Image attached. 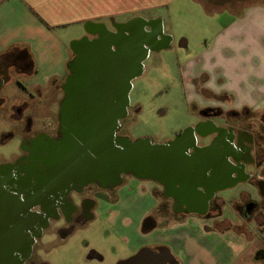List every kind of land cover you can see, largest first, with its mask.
<instances>
[{
	"label": "crops",
	"instance_id": "0c3cea01",
	"mask_svg": "<svg viewBox=\"0 0 264 264\" xmlns=\"http://www.w3.org/2000/svg\"><path fill=\"white\" fill-rule=\"evenodd\" d=\"M201 1H214L217 10L228 11V0ZM172 2L0 0V66L7 59L21 61L18 54H28L31 61L30 66L19 72L10 69V80L4 87L14 85L15 78H26L29 87L46 90L51 82H58L65 75L70 55L78 54L76 44L82 43L87 48L99 40L100 32L113 37L119 24L132 19H139L143 25L142 21H156L161 33L167 36L166 43L160 47L143 43L144 59L151 51L174 45V38L165 34L163 22L148 15L169 7ZM124 34L128 35V31L124 30ZM106 41L107 50L114 51L115 44ZM187 45L186 39L179 43L180 48ZM128 48L126 44L125 49ZM81 53L89 54L86 50ZM142 63L133 77L142 74ZM23 72L26 74L22 75ZM180 78L196 119L191 126L195 122L208 124L210 128L222 124L221 117L204 116V109L220 112L264 109V1L233 14L199 51L180 65ZM225 128L227 150L216 164L210 161L203 173L212 175L217 168L227 179L214 191L217 207L213 213L203 214L213 203L208 196L203 211L188 209L178 222L169 221L163 228H155L144 236L147 241L164 244L179 264H264V154L258 161L259 153L264 152V139L259 133L238 130L231 123ZM209 131L193 132L195 138L201 137L193 151L211 146L206 141ZM221 149V144H216L208 151ZM196 189L201 190L199 185ZM167 201L173 199L169 197ZM156 203L154 198L141 201L134 218L139 221ZM135 227L137 235L138 225Z\"/></svg>",
	"mask_w": 264,
	"mask_h": 264
},
{
	"label": "flooded vegetation",
	"instance_id": "af4514ba",
	"mask_svg": "<svg viewBox=\"0 0 264 264\" xmlns=\"http://www.w3.org/2000/svg\"><path fill=\"white\" fill-rule=\"evenodd\" d=\"M142 23L144 25L140 24L139 19L129 20L116 27L118 33L113 37H107L100 32L101 36L96 41L101 47L108 44L107 41L104 43V40L114 43L115 50L111 52L120 58L117 62L119 67H124L128 73L132 68L140 67V63L144 61L145 54H140L145 51L143 43L156 48L167 41V36L161 33L159 23L156 21L150 23L142 21ZM124 30L128 31V35L124 34ZM126 44L128 49H125ZM83 47L82 43L76 44L75 49L78 54L70 55L65 75L60 81L51 82L46 90L41 87H29L25 83L26 78H15L14 85L25 92L21 97L17 95L18 98L14 94L12 96L2 95L1 92L4 84L10 80V69L13 72H19L23 67L31 65L28 54H18L17 58L21 61L7 59L0 66V112L11 123L10 129L2 133V140L16 138L19 143L12 153L6 155L7 159L0 160V248L6 244L4 242L5 235L13 231V227L9 226V219L13 222L16 220L18 233L24 231L23 226H20L25 215V212L21 210V204L28 192L18 182L20 178L30 176V180L33 182L37 175L47 171L68 172L83 167L70 164L68 161L72 157L70 144L82 145V140L73 131L74 124L79 119L83 122L87 117L68 113L67 109L70 106L85 103V100L70 98V96L73 90L79 88L80 84L87 85L86 80L89 78L87 70L89 68L97 70L100 66L99 55L82 54L81 48ZM125 76L123 75V77ZM123 85L129 87L128 79L123 80ZM47 101L49 106H46L48 105ZM127 113L128 111L126 115ZM202 114L209 118L221 117L222 124L213 125L212 128L208 124L199 122L192 124L190 127L195 133L199 134L210 130L206 141L211 146L194 151L190 148L188 154L192 150L191 155L196 159L203 158L208 154L209 161L216 164L220 151L227 150L225 126L228 125V112L204 109ZM119 129L120 125L115 135L122 136L118 134ZM200 139V136H196L195 142ZM44 140L47 142L45 149L41 147V141ZM216 144H221L222 149L209 152V148ZM7 167H11V172L8 173L12 178L11 183L6 179ZM225 181L227 179L223 172L217 168L212 175L204 174L200 181L194 177L193 188L189 192L184 191L179 183L172 184L151 178H138L130 173H124L118 181L109 183H101L96 179L87 181L60 179L53 181L51 187L44 191L43 198L46 202L39 199L31 203L27 207V212L45 217V224L39 226L40 233L52 228L54 232L60 234L62 240L75 225L84 224L87 220L94 218L96 210L105 209L109 219H118L120 222L113 233L123 242L121 251L125 250V253L121 254V257H117L119 259H116L115 262H118L141 248L157 249L165 246L161 243L147 241L144 236L155 228H163L169 221L178 222L184 211L188 209H199L201 201L208 196H210V200H213V203L207 207V211L203 214L213 213L217 207V205L214 206V191ZM197 185L201 189L200 192L196 189ZM169 197L173 199L172 202L167 201ZM151 198L157 200L156 206L147 209L139 221L124 211L125 206L131 202H144ZM9 204L17 210L10 212ZM136 224L138 225L137 235L134 233ZM36 238L38 239V237ZM35 239L29 252L21 258L20 264H44L40 263L33 249L36 243ZM97 254V252L94 253V255ZM97 256L102 259L101 256Z\"/></svg>",
	"mask_w": 264,
	"mask_h": 264
},
{
	"label": "rangeland",
	"instance_id": "374dc122",
	"mask_svg": "<svg viewBox=\"0 0 264 264\" xmlns=\"http://www.w3.org/2000/svg\"><path fill=\"white\" fill-rule=\"evenodd\" d=\"M263 1L228 0V11H221L217 10L214 1L173 0L169 7L149 12L148 15L163 22L165 34L169 33L175 44L161 51H151L142 63V74L131 78L128 113L120 119L118 134L130 140L148 138L153 143H160L191 126L196 119L185 97L180 65L199 51L221 25L233 18V14L238 15L244 7ZM182 39L188 40L187 48L179 47ZM22 93L25 94L16 85L4 87L1 92L5 96L14 94L16 98ZM48 101L46 106H49ZM263 115L264 109H234L228 111V124L235 125L238 130L262 134ZM10 127L11 123L0 112V160L7 159L6 155L19 144L16 138L2 140V133ZM41 143L45 149L47 142ZM140 208L141 202H131L124 211L134 217ZM119 224L118 219H109L105 209H99L94 212L93 219L75 225L62 240L52 228L45 230L35 239L33 249L40 263L44 264H116L117 257L125 253V250L121 251L123 242L113 233ZM96 252L102 259L94 255Z\"/></svg>",
	"mask_w": 264,
	"mask_h": 264
},
{
	"label": "water",
	"instance_id": "95a60500",
	"mask_svg": "<svg viewBox=\"0 0 264 264\" xmlns=\"http://www.w3.org/2000/svg\"><path fill=\"white\" fill-rule=\"evenodd\" d=\"M84 50L89 54L99 55L100 66L97 70L89 68L87 85L80 84L70 96L85 100V103L67 109L68 113L87 117L83 122L79 119L74 124L73 131L82 140V145L70 144L72 157L68 161L70 164L83 167L68 172L47 171L37 175L33 182L30 176L20 178L18 182L28 192L21 204V210L25 215L20 226H23L24 231L18 233L16 220L13 222L9 219V226L13 227V231L5 235L6 244L0 248V264H20L21 258L29 252L33 240L41 234L39 226L45 224V217L28 213L27 207L39 199L46 202L43 198L44 191L48 190L55 180L96 179L101 183H109L118 181L124 173H130L138 178L179 183L184 191L189 192L193 188L194 177L202 180L204 170L210 164L208 154L197 159L188 154V149L196 147L193 128L190 126L168 142L160 143H153L148 138L130 140L126 136L115 135L128 106L129 87L122 86V82L125 78L130 82L137 68H132L128 73L124 67H119L117 62L120 58L107 50V47L99 46L98 42L81 48V52ZM143 53L144 51L140 54ZM225 151L226 149L220 152V157ZM9 171L11 172V167H7L6 171V179L11 183ZM206 198L198 206L202 211L206 206ZM16 210L9 204L10 212ZM116 264H179V262L167 247L161 246L157 249L141 248Z\"/></svg>",
	"mask_w": 264,
	"mask_h": 264
},
{
	"label": "trees",
	"instance_id": "16d2710c",
	"mask_svg": "<svg viewBox=\"0 0 264 264\" xmlns=\"http://www.w3.org/2000/svg\"><path fill=\"white\" fill-rule=\"evenodd\" d=\"M262 118H263V121H264V116H263ZM261 137L264 139V132L261 134ZM263 154H264V152H260V153H259V156H258V158L260 157L259 160H258L259 162L261 161V158L263 157V156H262ZM262 159H263V158H262Z\"/></svg>",
	"mask_w": 264,
	"mask_h": 264
}]
</instances>
